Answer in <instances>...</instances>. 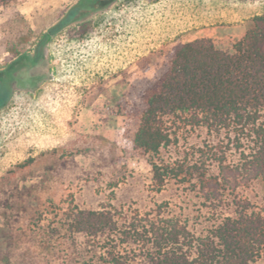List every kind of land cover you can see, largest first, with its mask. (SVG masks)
<instances>
[{
	"label": "rangeland",
	"instance_id": "rangeland-1",
	"mask_svg": "<svg viewBox=\"0 0 264 264\" xmlns=\"http://www.w3.org/2000/svg\"><path fill=\"white\" fill-rule=\"evenodd\" d=\"M81 1L0 4V264H106L104 240L69 230L68 193L79 208L111 203L128 215L163 204L198 234L213 223L190 184L156 190L148 155L134 148L128 92L179 42L209 37L232 51L264 0ZM210 138L199 130L180 151ZM240 194L263 205L264 180ZM228 203L215 215L232 214ZM123 247L131 264H148L135 243Z\"/></svg>",
	"mask_w": 264,
	"mask_h": 264
},
{
	"label": "trees",
	"instance_id": "trees-1",
	"mask_svg": "<svg viewBox=\"0 0 264 264\" xmlns=\"http://www.w3.org/2000/svg\"><path fill=\"white\" fill-rule=\"evenodd\" d=\"M70 20L66 17L58 27ZM165 59L153 80L129 89V115L137 123L134 148L148 155L157 191L170 182L190 184L213 209L212 225L198 234L187 217L170 213L163 204L131 215L111 203L82 209L68 193L66 208L60 207L68 228L104 240L106 264H131L135 258L121 253L131 242L148 264H259L264 204L255 206L240 193L264 180V14L252 17L232 51L202 37L175 44ZM199 130L211 138L181 153L183 141ZM173 150L180 155L166 159ZM229 198L232 214L216 216Z\"/></svg>",
	"mask_w": 264,
	"mask_h": 264
}]
</instances>
